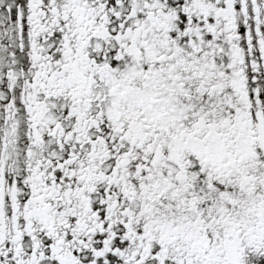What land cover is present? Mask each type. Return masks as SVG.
<instances>
[{
    "label": "snow or ice",
    "instance_id": "obj_1",
    "mask_svg": "<svg viewBox=\"0 0 264 264\" xmlns=\"http://www.w3.org/2000/svg\"><path fill=\"white\" fill-rule=\"evenodd\" d=\"M0 264H264V0H0Z\"/></svg>",
    "mask_w": 264,
    "mask_h": 264
}]
</instances>
